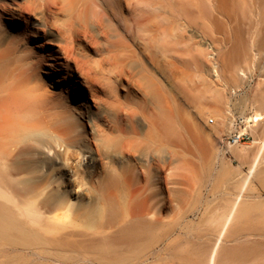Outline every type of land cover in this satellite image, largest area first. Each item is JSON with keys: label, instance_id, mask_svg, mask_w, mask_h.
<instances>
[{"label": "bare ground", "instance_id": "bare-ground-1", "mask_svg": "<svg viewBox=\"0 0 264 264\" xmlns=\"http://www.w3.org/2000/svg\"><path fill=\"white\" fill-rule=\"evenodd\" d=\"M233 1L0 0V170H8L6 177H0V264H147L160 260L155 252L140 260L138 250L162 223L160 192L153 191V182L159 178L158 169L164 171L166 184L172 177L171 153L180 144L170 127L177 119L175 101L170 89L150 71L128 69L144 53L152 56L155 37L167 55L170 40L183 28L202 32L213 22L224 36V25L232 24ZM190 62L200 96L205 84L201 65L195 56ZM163 70L170 83L171 63H165ZM234 79L231 75L227 81ZM132 90L143 93V104L132 98ZM215 95L214 101L222 103L221 95ZM248 101L253 104L260 99L252 96ZM138 117L145 123L144 132ZM251 119L256 121L252 132L264 124V116L256 112ZM86 128L94 149H83L80 144L87 135L79 129ZM189 136L198 151L207 155L209 146L199 142V136ZM260 136L252 142L257 153L248 169L237 167L239 192L205 264H220L226 255L222 238L258 170L264 128ZM62 148L69 157L61 161ZM46 151L53 153L45 158L48 161L59 160L61 166L75 170L73 180L79 176L76 170L89 162L102 170L93 183L100 188L106 211L94 232L81 233L61 222L63 216L72 214L77 192L67 179L61 191L44 193L47 168L40 156H48ZM241 151L236 148L232 153L241 158L246 153ZM81 152L88 154L83 164L84 154L80 161L74 159ZM134 156L140 166L131 161ZM217 158L214 169L222 167ZM22 175L31 177L21 181ZM88 178L93 180V175ZM125 187L132 191L119 214L114 203ZM115 234L121 236V245ZM172 251L166 254L171 256Z\"/></svg>", "mask_w": 264, "mask_h": 264}, {"label": "rangeland", "instance_id": "rangeland-1", "mask_svg": "<svg viewBox=\"0 0 264 264\" xmlns=\"http://www.w3.org/2000/svg\"><path fill=\"white\" fill-rule=\"evenodd\" d=\"M232 19L231 26L224 25V36L217 31L213 22L207 23L202 32L194 27L181 29L179 35L169 43L170 53L173 54L165 55L164 45L159 37H155L152 56L146 52L139 57L138 63L129 66L128 71L132 73H137L142 67L147 69L161 85L170 89L177 117L170 123L171 134L180 140V144L173 147L171 153V180L166 184L164 171L156 170L159 178L153 182L156 186L153 191L160 192L157 202L162 223L156 227L150 240L141 243L138 252L140 258L143 257L140 260L154 252L160 255V260L153 262L151 259L147 264H205L225 216L239 192L237 167L242 165L246 171L256 156L257 149L252 142L261 138L264 124L257 125L253 132L250 128L252 142L248 144L249 148L234 147L229 150L227 158L219 152L218 139L224 134L223 126L228 115L245 117L256 112L264 116V0L233 1ZM193 56L201 65L205 81L200 96L195 88L194 68L190 62ZM168 62L172 70L170 83L163 70L164 64ZM226 68H229V73H225ZM231 75L235 77L234 82L227 81ZM216 93L222 97L220 104L214 101ZM119 94L123 96L122 91ZM131 96L138 103L145 102L140 91L132 90ZM252 96L260 101L250 104L248 100ZM210 119L214 121L213 125L208 123ZM137 122L144 132L146 126L141 117L137 118ZM79 130L81 134L87 135L80 143L83 149L92 146L94 149L88 129ZM189 133L199 136V142L209 146L207 155L198 151L196 141L190 138ZM236 148L242 150V153L246 152L243 157L233 155L232 151ZM62 150H59L61 161L69 157ZM82 154L85 156L83 164L87 162L88 154L81 152L74 159L80 161ZM47 155L40 156L42 164L47 168L44 193L61 191V187L70 179L73 181L70 183L72 189L75 188L77 192L73 197L72 214L63 216L61 222L81 233L94 232L106 211V203L99 195L100 188L96 189V183H93L102 175L99 165L89 162L78 168L76 172L79 176L73 180L75 177L71 176H74L75 170L61 166L59 160L51 162L45 159L51 158L52 152ZM217 156L222 167L214 169L212 165ZM155 159L154 162L161 165L160 161L157 162L158 158ZM131 161L140 166L141 161L137 156ZM1 170L0 177H6L8 170ZM89 174L93 175L91 181ZM36 175L32 174L34 177ZM29 177L31 175H22L20 180ZM140 180L143 181V178L140 177ZM101 190H105V187ZM131 191L129 187L123 189L122 197L114 203L116 213H122ZM115 239L121 245V236L115 234ZM103 246L105 248L106 244ZM221 246L226 255L220 264H264V152L256 175L242 196L237 215L222 238ZM166 248L173 250L171 256L166 254L168 250L164 251Z\"/></svg>", "mask_w": 264, "mask_h": 264}, {"label": "built area", "instance_id": "built-area-1", "mask_svg": "<svg viewBox=\"0 0 264 264\" xmlns=\"http://www.w3.org/2000/svg\"><path fill=\"white\" fill-rule=\"evenodd\" d=\"M252 115L251 113L245 117H235L232 115L226 117V122L223 126L224 134L218 141L219 152L225 158L229 157L230 149L244 145L247 146L252 142L250 127L256 122L255 119H251ZM208 123L213 125L214 121L210 119Z\"/></svg>", "mask_w": 264, "mask_h": 264}]
</instances>
